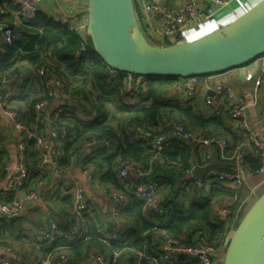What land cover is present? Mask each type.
I'll return each instance as SVG.
<instances>
[{"label": "trees", "instance_id": "16d2710c", "mask_svg": "<svg viewBox=\"0 0 264 264\" xmlns=\"http://www.w3.org/2000/svg\"><path fill=\"white\" fill-rule=\"evenodd\" d=\"M15 10L12 2L0 0V90L8 88L10 92L13 89L19 92L17 96L9 95L7 104L16 110L22 125L15 137L21 138L18 144L23 145L22 161L28 172L17 191L26 192L35 186L41 178L37 168L43 156L45 159L47 157L45 145L40 150L34 138L39 131L44 135L41 115L35 114L34 105L42 100L49 103L52 99L47 89H44L43 79L38 73L44 68L45 80L55 78L65 83L64 92L67 96L64 98L67 101L69 98L82 100L76 108L63 107L56 111L58 115L54 121L55 112L49 119L51 125L64 134L63 138L57 140L61 148L58 154L52 156V162H56L58 168L67 170L81 160L83 166L87 164L100 172L98 181L94 179L98 187L125 195L118 226L96 222L89 214H84L75 238L69 241L56 239L51 244L39 246H48L46 256L63 254L70 264H77L88 254L112 258L115 252H120L118 262H121L127 257H132L134 261V254L143 251L163 264L154 253L153 242L157 238L155 236L163 230L168 236L189 240L194 230L199 228L212 241L223 245L229 224L217 221L213 210L220 203L232 206L241 196L240 188L233 190L224 188L218 182H210L203 190L193 185L192 178L202 177L210 168L227 169L213 166L214 153L221 163L230 166L227 171L232 169L233 160L229 157L244 137L228 127L227 110L220 108L218 112L201 113L195 101L185 102L181 88L183 78L171 77L142 76L146 80V91L140 96L142 101L140 104H129L124 94L123 77L119 76L114 84H108L109 67L95 58L89 38V53H83L80 51V38L55 23L41 10L34 20L22 17L14 20ZM4 28L14 32L10 44L4 42ZM7 80L9 83H5ZM177 88H181L180 96L172 97L170 93ZM77 113L82 115L79 117ZM169 121H176L184 131H190L197 138H223L227 144L225 155L220 156L218 149L213 147L210 161L201 162L203 155L196 145L174 136L173 128L165 126ZM131 126H140L157 134H168V146L159 153L151 152L144 142L134 141L127 133ZM3 138L0 135V179L6 174V163L10 162L2 145ZM89 142L92 143V156H82L83 144L88 145ZM243 158L251 171L260 169V161L251 157L247 150H244ZM125 164H131L143 173L150 171L149 175L140 177L143 181L158 184L161 195L159 207L164 218L150 211L147 216L144 214L143 202L126 188L125 181L118 176ZM192 165L195 169L190 177L188 171ZM63 194L61 205L70 221L61 226L50 219L59 228L67 230L75 221L71 216L74 200L72 194ZM179 194H182V201ZM12 195L5 199L7 203L14 198ZM10 222L0 219L4 227L9 228L7 224ZM44 222L46 225L47 219ZM101 226L109 232L115 229L111 232L113 239L103 238ZM36 238L30 243L34 248H38L34 245Z\"/></svg>", "mask_w": 264, "mask_h": 264}, {"label": "built area", "instance_id": "2783aa9c", "mask_svg": "<svg viewBox=\"0 0 264 264\" xmlns=\"http://www.w3.org/2000/svg\"><path fill=\"white\" fill-rule=\"evenodd\" d=\"M13 3L16 10L13 19L22 17L27 20H34L37 13L40 11V3L42 0H8ZM173 1L172 5L168 2ZM233 1L241 2L240 0H133V7L136 19L146 38V40L156 46L166 47L171 44L178 43L188 31H197L201 26L208 23L216 14L231 6ZM77 6H80L81 17L74 16L68 19L63 15L49 16L55 23L64 26L68 31L76 34L81 40L80 51L89 53L88 36L86 35V4L87 0H77ZM13 31L10 28H4L3 39L6 44H10L13 38ZM90 41V40H89ZM180 42V41H179ZM95 58L100 60L96 55ZM101 61V60H100ZM261 65V74L257 78L259 82H264V56L259 59ZM108 67V66H107ZM108 84L112 85L119 78L123 77L124 94L126 95L127 103L140 104L142 101L140 96L146 91V80L142 76L132 75L128 73L121 74L119 71L111 69L108 71ZM39 76L43 79L44 89H47L48 96H52V90L56 89L59 94L65 97V83L51 78L45 80V69L41 68ZM214 75L208 76H194L182 80L183 97L187 101H192L197 104L199 111L210 114L218 112L220 108H224L228 112V127L233 131L243 135L244 140L235 148L229 159L233 160L232 169L217 170L210 168L202 177L192 178L193 185L200 189L208 187L210 182H218L224 188L238 189L243 185L244 179L253 176H262L264 174V140L260 138L259 134L255 133L251 128L249 116L247 113L248 106L243 99L234 93V90L229 84L211 85V79ZM257 81V83H259ZM9 83V81H5ZM108 88V86H107ZM179 88V90H181ZM15 90V89H14ZM212 95H208V93ZM13 96V90L9 92L4 98L0 99V108L10 120L11 129L13 133H18L22 125L19 121V116L16 110L7 104L8 96ZM67 96V95H66ZM65 99V98H64ZM77 103L82 100L68 99ZM47 100H42L34 105V112L37 116L48 106ZM58 113L53 115V121L56 119ZM80 117L82 114L77 113ZM264 119V110L262 113ZM167 128H173L174 136L188 140L196 145L197 150L203 155L201 162H209L211 159V150L216 147L220 156H224L227 148L226 141L223 138H197L190 131H184L183 128L176 122H167ZM127 133L134 141H142L149 148L151 152L159 153L168 146L169 135L166 133H153L140 126L128 127ZM264 135V128L262 131ZM61 138L64 137L62 133ZM36 146L41 150L44 147L45 139L42 131L34 135ZM91 145L92 143H87ZM106 145H108L106 143ZM19 154L14 165L7 162L5 165L6 174L14 173L8 184L0 189V219L6 222L13 221L19 217L23 207L28 203L34 201L37 197V190L33 188L26 192H18L20 187L28 176V172L24 162L22 161L21 151L22 144H18ZM244 150H247L251 157L260 161V169L251 171L246 160H244ZM227 155V154H226ZM47 158V157H46ZM46 162L45 156L41 160L39 169L42 164ZM205 163L204 165H206ZM53 170L57 174H65L67 170L58 168L56 162H51ZM202 167V166H201ZM195 166H191L188 171L190 177ZM87 178L92 185L107 196L110 202V217L115 222V226L119 223V212L123 209L125 203V195L116 190H107L98 187L94 182L93 173L86 171ZM150 171L145 173L138 170L131 164H125L119 171L118 176L125 181L126 188L137 196L143 202L144 214L147 216L148 211L152 212L158 217H163L164 213L159 207V187L155 182H148L141 180L140 176L149 175ZM255 189L251 190V196L255 198ZM14 195L11 202L7 203L6 198L10 194ZM63 193L72 194L74 203L72 205L71 216L75 221L70 225L69 229L63 230L50 218L47 219L45 228L41 234L34 240V245L39 247L48 245L56 239L72 240L79 233L82 216L91 212V207L84 200L82 189L77 182L70 179L63 187ZM227 206L217 209L214 207L213 215L219 222L229 224V215L226 211ZM164 218V217H163ZM162 218V219H163ZM115 229L111 230L114 232ZM231 230V229H230ZM111 232L101 226V233L105 239L111 238ZM153 240L155 243L154 253L159 257L163 264H222L224 254V244L212 241L207 233L199 228H196L189 240L185 238H174L168 236L165 230L160 231ZM7 250L6 246L0 242V264H16L15 262L3 257V253ZM120 252H115L111 257L105 258L102 255H94L95 264H119L118 258ZM134 264H143L150 262L159 264L154 258H150L143 251H138L134 254ZM35 264H70L63 254L47 255L37 261Z\"/></svg>", "mask_w": 264, "mask_h": 264}, {"label": "water", "instance_id": "95a60500", "mask_svg": "<svg viewBox=\"0 0 264 264\" xmlns=\"http://www.w3.org/2000/svg\"><path fill=\"white\" fill-rule=\"evenodd\" d=\"M86 16V35L93 51L120 73L183 79L218 75L264 55V0L230 23L166 47L146 40L133 0H87ZM67 106L77 107V103L69 100ZM223 244L222 264H264V190L229 230Z\"/></svg>", "mask_w": 264, "mask_h": 264}, {"label": "crops", "instance_id": "0c3cea01", "mask_svg": "<svg viewBox=\"0 0 264 264\" xmlns=\"http://www.w3.org/2000/svg\"><path fill=\"white\" fill-rule=\"evenodd\" d=\"M240 1L241 2L233 1L229 8L219 11L214 18H211L208 23L201 26L199 30L188 31L185 36L180 39V42L196 39L211 32L223 24L230 23L260 0ZM77 3V0H42L40 3V10L47 17L60 14L64 17H67L68 19H72L74 16L81 17V14L79 13L81 7L77 6ZM172 3L174 2L171 1L167 4L172 5ZM259 59L251 62L248 65L214 75L210 82L212 86L218 84H229V86L233 88L234 93L241 97L248 106L247 113L251 128L255 133L259 134L261 139L264 140V135L262 134L264 128V119L262 117L264 110V82H259L257 80L261 74V65ZM257 81L259 83H257ZM3 90H6V92L4 95H1ZM9 92L10 91L8 88H3L0 90V99L4 98V96H6ZM18 94V90L13 89V96H17ZM51 95L52 99L48 106L45 107L39 114L41 115L42 119L41 124L44 131V145L47 149V158L46 162L41 165L40 169L37 168L41 176V178L36 181V184L33 187L34 190H37V197L34 201L23 207L18 218L7 224L9 228L2 226L0 223V242H2L7 248V250L3 253V257L15 262L16 264H35L37 261L46 256V249L48 246L34 248L30 244L32 239L38 237L41 234L42 230L44 229V221L46 219L52 218L61 226H64L66 223H68V221H70L69 216L63 210L61 205V198L64 196L63 187L70 179H73L81 187L84 200L91 207L89 216L92 218V220H95L96 222L98 221L100 223L105 222L107 225L115 224V222L110 217L109 199L100 190L91 185V182L85 173L86 171H91L95 181L97 182L100 172L96 171L87 164L83 166V164H81L83 163L81 160L79 162H75L71 168L67 169L65 174L61 175L57 174L51 166L52 156L58 154V151L61 148L57 142V140L60 138L61 132L58 130V128L51 125L49 119L54 112L60 110L63 107L76 108L67 107V99H64L56 89L52 90ZM170 95L172 97L178 98V96H180V90L177 88L176 91L170 93ZM168 98L170 99L169 95ZM0 135L5 137L2 139V145L6 151L8 159L14 165L19 151L18 142L21 138L15 137L17 133H13L10 120L6 117L1 108ZM83 145L82 156L86 154L91 155L93 152V148L90 147L91 145ZM213 158L214 167L230 169V166H228L226 163H221V161L217 159L215 153L213 154ZM13 174V172L10 174H5L3 178L0 179V189L4 188L8 184ZM255 187L256 194H254V196L256 198L264 190V174L262 176H253L244 179L240 190L245 189L244 191H247L245 197L248 195V199L249 197H253L251 196V190ZM16 194H13L12 196ZM159 197H161V195H159ZM97 251L100 252V248H98ZM131 260L132 257H127L126 260L121 261V264H133V260ZM77 264H95L94 255L89 256L88 254L83 256Z\"/></svg>", "mask_w": 264, "mask_h": 264}, {"label": "rangeland", "instance_id": "374dc122", "mask_svg": "<svg viewBox=\"0 0 264 264\" xmlns=\"http://www.w3.org/2000/svg\"><path fill=\"white\" fill-rule=\"evenodd\" d=\"M179 41H177V42H179ZM244 190L245 189L240 190L241 196H239L240 198H238L232 206H229V207L227 206L225 208L228 215H229V230L232 229L233 227L237 226L242 214L251 205L250 201H252L253 197L252 198L249 197L247 199L248 195H247V197H245L247 194V191L245 192ZM248 192H250V191H248ZM179 197H180V200L182 201V194H179ZM220 208H224L223 203H220L219 205H217V209H220ZM121 263L122 262H120V264Z\"/></svg>", "mask_w": 264, "mask_h": 264}]
</instances>
